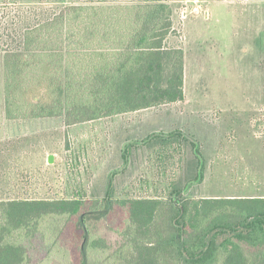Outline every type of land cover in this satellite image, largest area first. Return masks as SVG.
Returning <instances> with one entry per match:
<instances>
[{"label":"trees","instance_id":"1","mask_svg":"<svg viewBox=\"0 0 264 264\" xmlns=\"http://www.w3.org/2000/svg\"><path fill=\"white\" fill-rule=\"evenodd\" d=\"M41 11L0 19L7 119L61 117L72 126L185 99V51L171 45L174 10L166 0H85ZM161 137L185 136L156 132L141 142ZM191 144L197 173L184 190L203 177L200 148ZM120 172L110 173L102 199L0 200V264H34L33 244L48 217L65 221L55 234L70 227L62 259L54 254L60 264H92L106 253L93 218L124 237L112 264H264V196L115 198Z\"/></svg>","mask_w":264,"mask_h":264},{"label":"rangeland","instance_id":"2","mask_svg":"<svg viewBox=\"0 0 264 264\" xmlns=\"http://www.w3.org/2000/svg\"><path fill=\"white\" fill-rule=\"evenodd\" d=\"M5 1L9 5L3 8L0 3V19L4 14L52 12L66 3L85 2ZM166 1L174 10L171 45L185 51L184 103L72 127L61 117L7 119L0 51V200L102 199L115 169L121 170L115 176V198L168 199L177 191L189 199L264 196V0ZM196 6L200 12L182 19L183 7L191 11ZM206 8L209 17L204 15ZM178 129L185 137L141 142L156 132ZM192 140L200 148L203 177L184 190L197 173ZM131 142L123 168V149ZM92 221V232L104 238L108 248L91 262L112 264L111 255L123 249L124 237L106 222ZM122 221L116 220L119 227ZM64 222L48 217L40 223L33 244L36 264H60L54 259H62L70 227L56 234L54 229L62 230Z\"/></svg>","mask_w":264,"mask_h":264},{"label":"built area","instance_id":"3","mask_svg":"<svg viewBox=\"0 0 264 264\" xmlns=\"http://www.w3.org/2000/svg\"><path fill=\"white\" fill-rule=\"evenodd\" d=\"M195 3H199L200 2V0H193ZM202 10H203V7H202ZM201 11V7L200 6H196V7H194V9H192L191 11H188V8H186V7H183V9L181 10V17H182V19H186L187 17H188V15H189V13H198V12H200ZM204 15L205 16H208L209 17V15H210V11H209V9H204Z\"/></svg>","mask_w":264,"mask_h":264},{"label":"crops","instance_id":"4","mask_svg":"<svg viewBox=\"0 0 264 264\" xmlns=\"http://www.w3.org/2000/svg\"><path fill=\"white\" fill-rule=\"evenodd\" d=\"M186 81H187V72H186V57H185V85H184V91H185V99L187 98V93H186ZM185 99L183 101H179V102H174V103H184ZM129 113V112H128ZM123 114H126V113H123ZM123 114H119V115H123ZM117 116V115H116ZM72 126H75V125H72ZM72 126H69V127H72ZM178 130H181L182 129H178ZM146 138V137H145ZM143 140V139H141Z\"/></svg>","mask_w":264,"mask_h":264}]
</instances>
